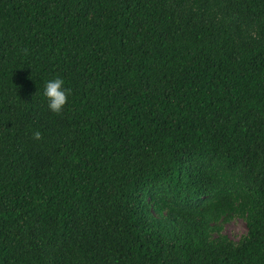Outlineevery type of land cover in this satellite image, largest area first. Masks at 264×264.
Returning <instances> with one entry per match:
<instances>
[{
  "label": "trees",
  "instance_id": "trees-1",
  "mask_svg": "<svg viewBox=\"0 0 264 264\" xmlns=\"http://www.w3.org/2000/svg\"><path fill=\"white\" fill-rule=\"evenodd\" d=\"M0 264H264V0H0Z\"/></svg>",
  "mask_w": 264,
  "mask_h": 264
},
{
  "label": "clouds",
  "instance_id": "clouds-1",
  "mask_svg": "<svg viewBox=\"0 0 264 264\" xmlns=\"http://www.w3.org/2000/svg\"><path fill=\"white\" fill-rule=\"evenodd\" d=\"M44 96L47 98L48 108L56 114H61L69 102L70 90L65 86V81L61 77H54L45 83ZM33 138L40 140L42 133L33 132Z\"/></svg>",
  "mask_w": 264,
  "mask_h": 264
},
{
  "label": "rangeland",
  "instance_id": "rangeland-1",
  "mask_svg": "<svg viewBox=\"0 0 264 264\" xmlns=\"http://www.w3.org/2000/svg\"><path fill=\"white\" fill-rule=\"evenodd\" d=\"M247 232L246 221L238 216L223 225V233L235 241H239Z\"/></svg>",
  "mask_w": 264,
  "mask_h": 264
}]
</instances>
